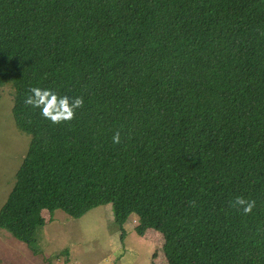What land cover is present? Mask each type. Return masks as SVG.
<instances>
[{
  "label": "trees",
  "instance_id": "trees-1",
  "mask_svg": "<svg viewBox=\"0 0 264 264\" xmlns=\"http://www.w3.org/2000/svg\"><path fill=\"white\" fill-rule=\"evenodd\" d=\"M8 86L29 148L0 228L35 254L43 211L111 205L168 264H264V0H0ZM33 87L83 106L53 124Z\"/></svg>",
  "mask_w": 264,
  "mask_h": 264
},
{
  "label": "rangeland",
  "instance_id": "rangeland-1",
  "mask_svg": "<svg viewBox=\"0 0 264 264\" xmlns=\"http://www.w3.org/2000/svg\"><path fill=\"white\" fill-rule=\"evenodd\" d=\"M13 106V89L8 86L0 90V211L29 148V138L13 122ZM42 216L45 225L38 233L37 254L0 228V264H168L159 233L148 230L145 241L130 229L125 242L121 240L111 205L98 207L79 220L62 211H43ZM137 220L127 223L134 226ZM126 244L137 252L127 255Z\"/></svg>",
  "mask_w": 264,
  "mask_h": 264
},
{
  "label": "clouds",
  "instance_id": "clouds-1",
  "mask_svg": "<svg viewBox=\"0 0 264 264\" xmlns=\"http://www.w3.org/2000/svg\"><path fill=\"white\" fill-rule=\"evenodd\" d=\"M30 95L25 98V104L33 108H40L41 114L45 119L53 124H60L65 121H71L75 117V110L83 106V98L76 97L69 100L67 96L57 97L51 90L33 87ZM113 143H120V134L116 132L112 137ZM233 206L239 207L242 212L250 214L255 207V201L247 200L244 197H236Z\"/></svg>",
  "mask_w": 264,
  "mask_h": 264
},
{
  "label": "crops",
  "instance_id": "crops-1",
  "mask_svg": "<svg viewBox=\"0 0 264 264\" xmlns=\"http://www.w3.org/2000/svg\"><path fill=\"white\" fill-rule=\"evenodd\" d=\"M113 221H114V219H113ZM140 224V221L139 220H137L136 221V224L133 226V224L132 223H126V225L124 226V228H125V230H126V232H127V235H128V233H130V229H132L133 231H135V229H136V227L138 226ZM136 232V231H135ZM148 234H149V232H146L145 233V235L144 236H141V239L142 240H145V241H148ZM112 238H113V235H112ZM151 240H149V242H150ZM152 242V244H154L155 243V241H151ZM154 242V243H153ZM157 244V243H156ZM126 254L127 255H129V254H131L132 252H134V253H136L137 251H135L134 250V247H131L130 245H128V244H126Z\"/></svg>",
  "mask_w": 264,
  "mask_h": 264
}]
</instances>
